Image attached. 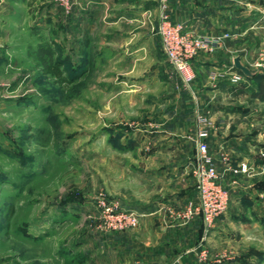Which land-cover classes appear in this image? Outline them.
Listing matches in <instances>:
<instances>
[{
	"label": "rangeland",
	"instance_id": "1",
	"mask_svg": "<svg viewBox=\"0 0 264 264\" xmlns=\"http://www.w3.org/2000/svg\"><path fill=\"white\" fill-rule=\"evenodd\" d=\"M2 1L0 264H76L89 250L103 256L94 264H123L122 253L133 249L132 245L123 244V237L133 239L143 218L137 227L114 229L110 225L116 216L136 211L147 202L164 201L162 194L166 192H184L187 188L196 192V149L190 146L196 147L202 113L196 115L194 134L157 133L164 130L166 121L173 124L180 121L176 116L180 111L175 109L173 118L167 113L171 99L150 100L154 96L150 93L143 98L119 96L117 82L122 78L95 63L90 55L88 65L83 66L88 68L87 73L81 79H71L73 84L57 83L39 67L36 51L41 43L47 42L56 51L57 60L72 62L75 57L80 60L86 57L80 31L67 30L75 8H80L85 0H77L78 5L70 14L60 8L59 0ZM238 1L251 4L254 17L260 15L259 23H264V0ZM255 32L250 38L254 51L247 67L264 77V69L256 67L264 62V32ZM225 40L212 51L198 55L214 53L226 44ZM95 46L100 48V42ZM71 62L63 67L69 80L73 71ZM173 74L176 107L178 94L186 89L190 92L194 82L186 85L176 71ZM248 86L247 98L237 97L228 104L247 107L256 116H252L251 122L242 123L238 132L231 129L215 133L212 139L214 146L222 135L229 138L238 134L262 140L243 152L239 162L235 155H230L228 165L223 164L221 173L243 163L251 170L237 177L236 187L232 186L234 178L225 176L231 192L241 189L264 192V102L250 95V90L253 95L258 93L259 82L249 79ZM170 94L168 89L163 96ZM188 159L194 163L182 176L179 171ZM230 205L234 203L230 201ZM258 211L252 215L260 219L256 234L262 239L253 242L251 234L237 231L233 221H246L250 216L245 209L240 216L234 212L232 218L223 219L226 223L221 236L226 242L221 247L205 245L212 251L210 264H264V204ZM204 227L206 240L214 227L209 230ZM139 263L144 264L140 260L126 261V264Z\"/></svg>",
	"mask_w": 264,
	"mask_h": 264
},
{
	"label": "crops",
	"instance_id": "2",
	"mask_svg": "<svg viewBox=\"0 0 264 264\" xmlns=\"http://www.w3.org/2000/svg\"><path fill=\"white\" fill-rule=\"evenodd\" d=\"M2 2L0 0V4ZM161 4L162 0H85L80 8H75L67 30L80 31V44L85 46L86 57L82 60L75 57L72 63L86 64L90 55L95 63H101L115 72L118 79L122 78L120 81L117 79L119 96L138 98L137 95H140L139 98H143L146 93H150L154 95L150 100L162 102L164 99H171L172 106L167 113L173 118L174 110L180 111L176 114L180 121L176 124L166 121L164 130L156 131L157 133L194 134L197 113L209 116L213 127L208 144L221 171L222 155H235L236 162H239V159L244 157L243 152L251 150L256 146L254 143L260 144L262 141L240 137L238 134L229 138L222 135L214 146L215 141L212 139L215 133L223 134L231 129L232 132H238L242 123L256 116V113L247 107L230 106L228 103L237 97H248L249 79L235 68L234 59L239 57L243 65L250 66L248 61L254 51L250 38L257 34L255 31L264 32V23H259L262 19L260 15L254 17L253 7L248 2L166 0L167 13L172 22L182 24L186 31L200 36L231 35L225 40L226 44L214 53L206 56L200 54L195 58L193 67L196 80L192 90L181 91L177 96L178 100L176 99L181 103L178 102V106L174 107V70L163 53L158 34ZM96 42H100L98 49ZM213 73L223 76L212 79ZM168 89L171 94L163 96ZM253 93L250 90L251 96H254ZM247 103L249 105V101ZM190 149L195 150L196 147L191 145ZM194 157L195 154L191 158L192 161ZM191 159L182 165V171H179L182 176L191 170L194 163ZM187 189L189 190L184 192H166L162 194L165 196L162 198L164 201H146L145 205L137 208L136 211L145 216L138 230L134 232L133 239L125 235L123 237L124 245L133 246L129 253H122L123 264H126L127 259L129 262L140 260L144 264H173L178 258L182 259V264H199L196 253L193 252L197 245L204 243L206 249L211 245L221 247L220 245L226 242L223 235L221 236V229L226 223L223 219L232 218L235 216L234 212L240 216L244 209L250 216L249 220L239 219L237 222L233 221L235 224H231L235 225L240 233L251 234L253 242L263 237L256 234L260 219L254 218L252 214L259 213L258 208L263 206L264 192H249L248 189L231 192V203H234V206L230 205L228 214L216 221L214 232L205 240L206 230L201 219H195L187 225L177 221L178 213L190 202L196 203L198 200L197 192ZM209 250L211 251L210 248ZM211 253L212 251L210 255ZM100 258L103 256L100 257L96 252L89 250L76 264H94V261H99Z\"/></svg>",
	"mask_w": 264,
	"mask_h": 264
},
{
	"label": "built area",
	"instance_id": "3",
	"mask_svg": "<svg viewBox=\"0 0 264 264\" xmlns=\"http://www.w3.org/2000/svg\"><path fill=\"white\" fill-rule=\"evenodd\" d=\"M58 4L66 14H70L73 7L78 5L77 0H59ZM158 34L163 53L173 70L180 75L186 85H191L195 80L193 60L197 55L203 51H212L219 47L223 40L231 37L230 34L219 37L200 36L186 31L182 24L172 22L167 13L166 0H162L161 4ZM256 67L259 70L264 69V62L256 64ZM219 76L222 77L223 74L213 73L212 75L213 78ZM212 127L213 122L209 116L199 117L194 166L198 200L195 204L187 205L183 215L179 217L183 225H187L195 219H201L208 230L213 228L215 222L225 216L229 209L231 190L225 184V176H232L234 178L232 186L236 187L239 184L237 177L249 174L251 171L248 165L243 163L237 168L228 167L224 173H221L208 144ZM221 162L228 165L229 157L222 155ZM235 187L234 189H236ZM144 216L145 214L138 211L122 212L116 216L110 226L114 229L137 227ZM193 252L196 253L199 264H210V252L203 244L197 246ZM173 264H182V259L178 258Z\"/></svg>",
	"mask_w": 264,
	"mask_h": 264
},
{
	"label": "trees",
	"instance_id": "4",
	"mask_svg": "<svg viewBox=\"0 0 264 264\" xmlns=\"http://www.w3.org/2000/svg\"><path fill=\"white\" fill-rule=\"evenodd\" d=\"M56 51L52 48V45L43 42L38 46V50L36 51V59L38 62L39 67L42 69L43 73L54 78L57 83L59 84H73L72 80L74 81L81 79L85 72L87 73L88 68L83 67L84 64L79 65V68L76 66L78 64L72 63L70 60L63 62L62 60L55 59ZM70 69L73 71L71 72L70 80L65 77L64 73V65L65 63H70ZM85 69V71H83ZM252 80H256L259 82L258 86V93L254 95L255 98H258L262 102H264V77L259 76L256 74L255 78Z\"/></svg>",
	"mask_w": 264,
	"mask_h": 264
},
{
	"label": "water",
	"instance_id": "5",
	"mask_svg": "<svg viewBox=\"0 0 264 264\" xmlns=\"http://www.w3.org/2000/svg\"><path fill=\"white\" fill-rule=\"evenodd\" d=\"M234 66L235 68L240 71L245 78L247 79H254L256 76V73L253 72L249 67L243 65L239 57H236L234 59Z\"/></svg>",
	"mask_w": 264,
	"mask_h": 264
}]
</instances>
